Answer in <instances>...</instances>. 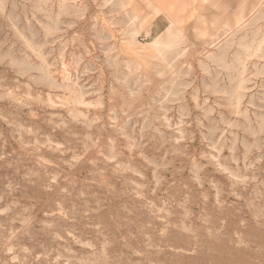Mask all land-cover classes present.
<instances>
[{
  "label": "rangeland",
  "instance_id": "rangeland-1",
  "mask_svg": "<svg viewBox=\"0 0 264 264\" xmlns=\"http://www.w3.org/2000/svg\"><path fill=\"white\" fill-rule=\"evenodd\" d=\"M207 36L0 0V264H264V5Z\"/></svg>",
  "mask_w": 264,
  "mask_h": 264
},
{
  "label": "crops",
  "instance_id": "crops-1",
  "mask_svg": "<svg viewBox=\"0 0 264 264\" xmlns=\"http://www.w3.org/2000/svg\"><path fill=\"white\" fill-rule=\"evenodd\" d=\"M135 18L136 33L154 43V38L178 31L185 37L200 39L220 28H236L258 12L264 0H123ZM241 17V18H239ZM226 24V25H225ZM172 28V30H168ZM161 43V42H160Z\"/></svg>",
  "mask_w": 264,
  "mask_h": 264
},
{
  "label": "bare ground",
  "instance_id": "bare-ground-1",
  "mask_svg": "<svg viewBox=\"0 0 264 264\" xmlns=\"http://www.w3.org/2000/svg\"><path fill=\"white\" fill-rule=\"evenodd\" d=\"M239 18H241V17H239ZM226 25V24H225ZM160 35L159 36H156L155 38H154V43L152 44V48H157L158 46H159V44H160ZM167 47V46H166ZM247 228V227H246ZM249 228H251V227H249ZM254 228V227H253ZM253 230V229H252ZM255 230V229H254ZM258 230V229H257ZM252 232V231H251ZM255 232V231H254ZM263 234V233H262ZM256 236V235H255ZM6 238V237H5ZM259 238V237H258ZM262 239H264V238H262ZM264 243V242H263ZM222 245V244H221ZM264 245V244H263ZM218 246V245H217ZM217 246H216V249H217ZM225 246V245H224ZM233 246V245H232ZM177 247V246H176ZM229 247V246H228ZM238 247V246H237ZM220 248V247H219ZM177 249V248H176ZM215 249V248H214ZM221 249V248H220ZM240 249V248H239ZM6 250V249H5ZM166 250V249H165ZM191 250V249H190ZM229 250H231V249H229ZM229 250H228V252H229ZM242 250V249H241ZM1 251V250H0ZM146 251V250H145ZM221 251V250H220ZM222 251H224V250H222ZM221 251V252H222ZM233 251H234V249H233ZM176 252V251H175ZM156 253V252H155ZM163 254V253H162ZM174 254V253H173ZM226 254V253H225ZM232 254V253H231ZM244 254V253H243ZM246 254V253H245ZM3 255V254H2ZM101 256V255H100ZM174 256V255H173ZM237 256H239V255H237ZM236 256V257H237ZM8 257V256H7ZM219 257V256H218ZM170 258V257H169ZM174 258V257H173ZM211 258V257H210ZM214 258H215V256H214ZM217 258V257H216ZM221 258H223V257H221ZM229 258V257H228ZM231 258V257H230ZM244 258V257H243ZM246 258V257H245ZM244 258V259H245ZM167 259V258H166ZM187 259V258H186ZM232 259V258H231ZM236 259V258H235ZM250 259V258H249ZM182 260V259H181ZM211 260V259H210ZM217 260V259H216ZM221 260V259H220ZM229 260V259H228ZM169 261V260H168ZM199 261H201V260H199ZM218 261V260H217ZM231 261V260H230ZM235 261V260H234ZM178 262H180V261H178ZM204 262V261H203ZM223 262V261H222ZM246 262V261H245ZM170 263V262H169ZM168 263V264H169ZM228 263V262H227ZM231 263V262H230ZM239 263H240V261H239ZM201 264V263H200ZM203 264V263H202ZM225 264V263H224ZM237 264V263H236Z\"/></svg>",
  "mask_w": 264,
  "mask_h": 264
}]
</instances>
